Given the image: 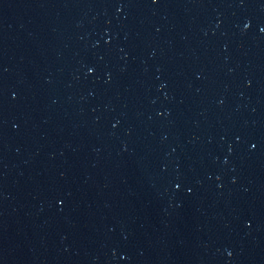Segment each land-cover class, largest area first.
I'll use <instances>...</instances> for the list:
<instances>
[{"label": "water", "instance_id": "95a60500", "mask_svg": "<svg viewBox=\"0 0 264 264\" xmlns=\"http://www.w3.org/2000/svg\"><path fill=\"white\" fill-rule=\"evenodd\" d=\"M0 264H264V0H0Z\"/></svg>", "mask_w": 264, "mask_h": 264}]
</instances>
